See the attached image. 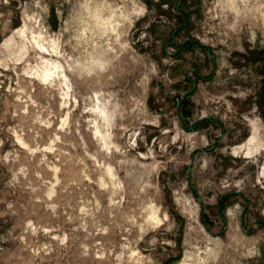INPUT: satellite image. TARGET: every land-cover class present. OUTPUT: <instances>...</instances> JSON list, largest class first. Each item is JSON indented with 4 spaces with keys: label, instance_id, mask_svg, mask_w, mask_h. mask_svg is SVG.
Here are the masks:
<instances>
[{
    "label": "rangeland",
    "instance_id": "obj_1",
    "mask_svg": "<svg viewBox=\"0 0 264 264\" xmlns=\"http://www.w3.org/2000/svg\"><path fill=\"white\" fill-rule=\"evenodd\" d=\"M263 78L264 0H0V264H264Z\"/></svg>",
    "mask_w": 264,
    "mask_h": 264
},
{
    "label": "trees",
    "instance_id": "obj_2",
    "mask_svg": "<svg viewBox=\"0 0 264 264\" xmlns=\"http://www.w3.org/2000/svg\"><path fill=\"white\" fill-rule=\"evenodd\" d=\"M259 87H260V89H259V92L257 93V95H258L257 97H259V100L257 103H258L259 108L264 109V78L261 80V86H259ZM187 113L189 114V112H187ZM208 120H209V118L201 119L198 122H196L195 125L206 122ZM222 206H223V204H221V202H218V207H220V210L222 209Z\"/></svg>",
    "mask_w": 264,
    "mask_h": 264
}]
</instances>
